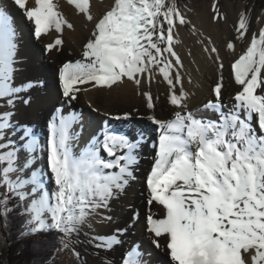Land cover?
Here are the masks:
<instances>
[{"label":"snow or ice","instance_id":"6c2138e0","mask_svg":"<svg viewBox=\"0 0 264 264\" xmlns=\"http://www.w3.org/2000/svg\"><path fill=\"white\" fill-rule=\"evenodd\" d=\"M12 3L32 23L34 38L50 30L58 34L44 51L63 50V32L73 24L53 0H35L33 7L28 0ZM67 4L92 28L82 58L65 61L59 70L58 103L71 105L89 87L112 91L130 84L156 126L144 195L151 246L164 247L170 264H264V27L251 31L253 18L264 23V10L257 15L246 5L233 39L225 42L227 55L235 53L233 40L248 41L230 62L238 86L230 105L223 99L221 50L210 38L198 40L219 75L210 88L212 98L191 110L176 45L179 29L192 22L177 0H112L99 15H93L90 0ZM226 19L213 4L211 20ZM157 75L167 86L163 98L150 90ZM41 86L24 74L12 18L0 8V247L7 246L15 222V240L27 241L40 255L39 264H63L64 253L74 258L72 264H88L81 247L101 264H115L108 254L117 249L120 264H151L145 259L151 253L136 242L124 248V237L141 219L139 210L129 206L122 222L114 210L137 179L146 129L111 128L109 120L131 121L133 114L106 113L77 152L83 114L53 106L42 144L41 133L26 119ZM158 106L170 118L158 116ZM41 152L43 167L37 162ZM153 205L161 206V216L152 212Z\"/></svg>","mask_w":264,"mask_h":264},{"label":"bare ground","instance_id":"6f19581e","mask_svg":"<svg viewBox=\"0 0 264 264\" xmlns=\"http://www.w3.org/2000/svg\"><path fill=\"white\" fill-rule=\"evenodd\" d=\"M111 2L112 0H90V9L93 15H99ZM53 3L57 5L58 10L64 17L73 24V29L66 28L63 32V50L49 54L44 51V47L46 44L52 42L58 34L54 30H50L48 34L43 35L40 39L34 38L32 35V23L24 18L22 12L14 6L12 0H0V8L7 10L17 33L18 54L22 61L24 74L36 78L43 85L33 93L36 103L26 116V119L30 120L37 131L41 133V143L42 132L45 130V119H48L52 107L60 100L58 76H55V74L53 76V71L60 69L65 61H75L82 58V47L86 42V38L90 35L92 28V25L86 23L83 15L75 10L74 6L67 4V0H53ZM247 4L240 3L237 10L229 9V12L226 11V15H228L230 21H223V31L218 23L210 21V12L206 11L197 15L195 32L192 29L191 33L187 34L184 27L179 29L178 38L181 43L176 45V50L184 60L185 67L182 70V76L184 77L185 90L191 94L189 101L191 110L200 107L201 102H206L207 99L212 98L210 88L219 75L216 64L207 58V55L202 52L201 45L198 43L199 39L204 38L205 32L208 33V36L214 33H221L224 36L216 38L214 34L213 37L211 36L209 38L221 50L224 63L223 76L226 86L223 99L225 104H231V98L234 96L238 86L235 85L234 79L232 78L230 62L233 61L237 54H241L246 49L248 41L233 40L236 45L235 53L229 52L227 55H224L227 52L224 45L226 41L233 39L235 35L234 24L238 20L239 13L245 10ZM28 6H35V0H28ZM247 6L253 8L250 5ZM261 27H264V23L252 21V32L258 33ZM189 52L192 54L189 55ZM48 76L52 78L49 79ZM189 77L191 78V82H189ZM166 87V83L162 82V77L157 75L153 80L150 90L154 97L160 96L163 98ZM72 111L83 114V129L85 130V133L82 135L78 133L79 138L75 142L77 152L83 148L89 134L98 129L99 122L101 123L102 119H107L106 113L115 116L122 115L124 112H132L133 117L131 121H110L115 127H120V129L128 128L132 130L135 128L137 131L146 129L145 136H149L150 138L153 134H158L156 126L148 120V116L151 113L146 110L145 101L133 91L132 85L130 84L114 88L112 91H99L89 87L88 91L80 92L78 99L73 101L71 105H65V114ZM156 114L170 118L168 117V111L161 110L159 106L156 109ZM208 115L211 116V114ZM79 140L81 141L79 142ZM39 154H42V158L39 159L41 161L40 163H45L46 154L43 152ZM154 154V151L147 147V145L140 149L139 163L136 166L137 179L129 188L127 195L114 204V210L118 222L127 219L129 206L135 207L140 212V221L136 223L132 232L124 237V248H128L129 245L136 242L143 249L151 253V256L145 257L146 260L151 261V264H170L164 247H161V249L153 248L149 243L150 234L145 231V180L147 174L150 172ZM39 160H37L38 164H40ZM151 210L156 216L162 215L161 206L159 205H153ZM98 231L107 232L110 229L100 228ZM164 243L161 240L162 246ZM80 251L83 254V258L88 261V264H101V258L97 257L87 247H81ZM108 256L115 264H119L121 250L117 249L108 254ZM62 259L63 264H72L74 258L67 254L65 257L62 256Z\"/></svg>","mask_w":264,"mask_h":264},{"label":"rangeland","instance_id":"374dc122","mask_svg":"<svg viewBox=\"0 0 264 264\" xmlns=\"http://www.w3.org/2000/svg\"><path fill=\"white\" fill-rule=\"evenodd\" d=\"M177 3L180 4V5L182 3L183 8L185 7V9H186L187 18L192 22L191 24H189L187 26H184L185 31H186L187 34H190L192 29H193L192 26L197 24L195 22V20H196V17H197V15L199 13H202L204 11L210 12V21H212L211 20V15H212V6H213V4H218L220 12L223 13L227 17L226 20H221L218 23L219 27L222 28L221 29L222 31L224 30L223 21H230L228 15H226L227 12H229V9L237 10L239 8V4L240 3H245V4L248 3L247 5H250V7L252 6L253 8H255L257 15L262 10H264V1L263 0H182V2L180 1V2H177ZM231 19H233V18H231ZM252 21H256V19L253 18ZM214 34H215L216 38H221L220 36L224 37L223 34H221V33H214ZM214 34H209V36H208V33L205 32L204 33V38H209L211 36L213 37ZM53 73H54V71H53ZM58 92H59V89H58ZM76 130H77V133H79V128H76ZM84 133H85V130L83 131V134ZM80 141L81 140H79V142ZM41 158H42V154H39L37 156V160H39ZM66 255H67V253H64L62 256L65 257ZM82 256H83V254H82Z\"/></svg>","mask_w":264,"mask_h":264},{"label":"trees","instance_id":"16d2710c","mask_svg":"<svg viewBox=\"0 0 264 264\" xmlns=\"http://www.w3.org/2000/svg\"><path fill=\"white\" fill-rule=\"evenodd\" d=\"M180 1L182 2V0ZM180 1L177 0V2ZM180 6L183 8L182 3ZM15 227L14 222L12 235L8 237L7 246L0 247V264H39L40 255L28 246V242L15 240ZM2 236L3 233H0V237ZM0 245H3V239H0Z\"/></svg>","mask_w":264,"mask_h":264}]
</instances>
